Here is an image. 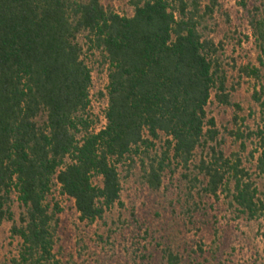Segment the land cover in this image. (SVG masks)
<instances>
[{
    "label": "trees",
    "instance_id": "trees-1",
    "mask_svg": "<svg viewBox=\"0 0 264 264\" xmlns=\"http://www.w3.org/2000/svg\"><path fill=\"white\" fill-rule=\"evenodd\" d=\"M103 1L0 0V225L13 221L22 239L15 264H52L62 212L50 201L54 189L73 202L81 222L95 223L121 203L119 166L137 157L152 191L174 165L189 172L185 179L193 176V188L201 184V194L225 192L250 218L264 212L241 159L217 150L220 132L207 107L213 96L232 102L219 47L201 28L211 7L203 14L205 0H129L133 14L121 15ZM258 16L249 22L262 47ZM92 52L108 66L98 128L90 115L93 70L84 58ZM257 168L264 173V150ZM167 259L180 263L171 250Z\"/></svg>",
    "mask_w": 264,
    "mask_h": 264
},
{
    "label": "rangeland",
    "instance_id": "rangeland-1",
    "mask_svg": "<svg viewBox=\"0 0 264 264\" xmlns=\"http://www.w3.org/2000/svg\"><path fill=\"white\" fill-rule=\"evenodd\" d=\"M103 2L121 15L133 14L129 0ZM207 6L211 11L205 14ZM202 13L201 28L219 47L232 102L226 106L213 96L207 107L220 132L217 150L231 162L237 159L234 154L241 159L246 180L255 184L264 199V173L257 168L264 150V44L261 47L249 22L253 14L264 18V0H216L215 4L205 0ZM80 42L85 43L84 36ZM84 58L93 70L90 115L93 127L98 128L104 124L107 102L99 92L105 88L108 66L99 52L86 53ZM247 67L257 73L248 75L243 70ZM231 132L244 137L238 140ZM174 168V172L167 170L162 188L155 192L144 182L140 158L134 164L120 165L121 203L92 224L81 222L73 202L54 189L50 201L58 203L62 212L51 263L169 264L167 251L171 250L180 258L179 264H264V212L250 218L230 205L225 192L217 197L201 194V184L193 188L189 183L193 176L185 179L189 172ZM13 210L17 222V201ZM13 225V221L0 225V264L20 261L23 242Z\"/></svg>",
    "mask_w": 264,
    "mask_h": 264
}]
</instances>
